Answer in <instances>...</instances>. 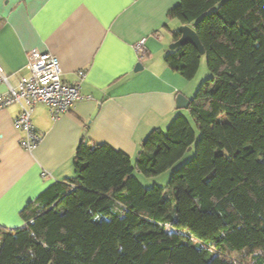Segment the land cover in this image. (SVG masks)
I'll return each instance as SVG.
<instances>
[{"label":"trees","instance_id":"1","mask_svg":"<svg viewBox=\"0 0 264 264\" xmlns=\"http://www.w3.org/2000/svg\"><path fill=\"white\" fill-rule=\"evenodd\" d=\"M168 17L194 28L211 73L188 108L192 160L166 188L133 176L192 147L181 115L148 134L134 164L79 143L73 177L28 204L23 227L0 226V264H264V0H180ZM200 57L188 44L165 62L190 81Z\"/></svg>","mask_w":264,"mask_h":264},{"label":"crops","instance_id":"2","mask_svg":"<svg viewBox=\"0 0 264 264\" xmlns=\"http://www.w3.org/2000/svg\"><path fill=\"white\" fill-rule=\"evenodd\" d=\"M179 2L0 0V68L9 86L29 74L31 50L55 57L68 84L84 73L81 99L67 114L52 120L44 104L34 107L30 120L41 140L31 151L23 149L24 133L14 126L18 105L0 109L1 227H23L21 211L48 187L73 177L79 143L109 145L133 162L152 130L164 132L179 115L188 119V110L176 109V97L191 103L196 83L165 62L182 25L168 17ZM142 39L140 57L135 46ZM138 63L142 69L135 72ZM6 93L0 82V98Z\"/></svg>","mask_w":264,"mask_h":264},{"label":"built area","instance_id":"3","mask_svg":"<svg viewBox=\"0 0 264 264\" xmlns=\"http://www.w3.org/2000/svg\"><path fill=\"white\" fill-rule=\"evenodd\" d=\"M145 39L135 46L137 55H144ZM27 76L19 79L16 87L8 85L7 77L0 68V82L7 85V93L0 98V109L11 104H17L19 113L14 120V126L24 133L21 146L27 151L33 150L41 140L31 124V114L37 104H44L52 120L67 114L73 104L81 99L79 82L84 78L83 72H78V82L68 84L61 79L58 62L49 53L31 50L27 53ZM89 98V97H87ZM42 176H46L43 173Z\"/></svg>","mask_w":264,"mask_h":264},{"label":"rangeland","instance_id":"4","mask_svg":"<svg viewBox=\"0 0 264 264\" xmlns=\"http://www.w3.org/2000/svg\"><path fill=\"white\" fill-rule=\"evenodd\" d=\"M211 77V73L208 69L207 66V55L204 54L200 57V65H199V70L196 74V76L191 80L194 83H196V90H195V94L196 92L200 89L201 85L208 80ZM194 94V95H195ZM184 113H186L187 117L189 120H191V124L192 127L195 131V142L193 143L191 149L189 151H187L185 153V155L178 160L171 168H169L168 170H166L165 172L156 175V176H145L142 173L140 174L139 172H137L136 170H134L133 172V176L140 182V184L146 188V189H150L153 188L154 186H157L159 188H166L169 184V180L170 177L172 175V172L174 170H176L177 168L183 166L184 164L188 163L190 160H192V158L195 155L196 152V146L197 143L199 141V137H200V132L196 127V124L194 123V121L191 118V115L188 111H184ZM135 160H133V164H134Z\"/></svg>","mask_w":264,"mask_h":264},{"label":"water","instance_id":"5","mask_svg":"<svg viewBox=\"0 0 264 264\" xmlns=\"http://www.w3.org/2000/svg\"><path fill=\"white\" fill-rule=\"evenodd\" d=\"M177 33L179 34V38L168 46L169 51H175L177 49L184 47L185 45L190 44L197 50V52L199 53L200 56L205 54V51H204L202 45L200 44L198 36H197L193 27H191L189 25H183L182 24L178 28ZM141 69H142V66H141V64L138 63L135 66L134 71L137 72V71H140ZM189 105H190L189 100H187L182 95H177V97H176V109L188 110ZM190 149L191 148H189L188 151Z\"/></svg>","mask_w":264,"mask_h":264}]
</instances>
